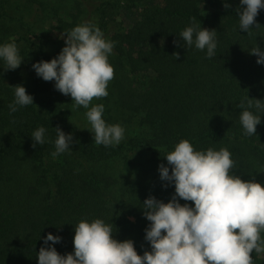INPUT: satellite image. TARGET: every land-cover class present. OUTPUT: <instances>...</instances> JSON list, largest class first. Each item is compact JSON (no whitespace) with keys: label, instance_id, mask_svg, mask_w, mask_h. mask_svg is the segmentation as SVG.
Segmentation results:
<instances>
[{"label":"trees","instance_id":"16d2710c","mask_svg":"<svg viewBox=\"0 0 264 264\" xmlns=\"http://www.w3.org/2000/svg\"><path fill=\"white\" fill-rule=\"evenodd\" d=\"M238 6L239 0H0V44L14 39L24 59L15 70H5L0 60V264H37L49 232L62 237L54 245L61 255L71 253L74 225L96 218L112 226L115 239L133 240L143 255L150 250L144 239L150 222L140 206L149 195L171 199L174 185L164 187L158 166H167L164 156L183 139L197 150L228 148L230 173L264 184V122L257 134L243 135L236 107L248 95L264 100V65L249 52L264 49V9L247 34L239 30ZM118 10L135 20H120ZM193 17L217 31L213 58L179 37ZM47 20L60 34L90 22L114 41L109 94L89 107L104 104L106 122L125 128L118 145L95 144L87 109L56 90L54 81L33 68L22 78L24 65L62 50L49 52ZM17 84L34 103L10 112ZM40 126L46 143L33 147L30 133ZM57 126L72 133L74 143L53 158ZM252 256L253 264H264V253Z\"/></svg>","mask_w":264,"mask_h":264},{"label":"clouds","instance_id":"9594fccd","mask_svg":"<svg viewBox=\"0 0 264 264\" xmlns=\"http://www.w3.org/2000/svg\"><path fill=\"white\" fill-rule=\"evenodd\" d=\"M223 6L229 8L230 4L225 2ZM261 9L264 0H239V30L250 34V29L259 25L256 17ZM216 35L215 29L201 27L194 17L179 33L184 46L206 50L207 58L216 55ZM62 37L65 46L60 53L51 60L33 63L32 68L43 80L54 81L55 89L70 95L76 106L87 109L88 130L95 144L118 145L124 139L125 128L106 122L104 104L89 107L93 98L109 94L107 86L114 77L109 56L114 41L90 22L76 25ZM249 52L257 56L258 64L264 65V49L257 46ZM0 60L5 70H15L24 62L14 39L0 44ZM12 87L10 112L34 103L25 86ZM236 107L242 110L239 121L243 135L257 134V126L264 122V100L248 95ZM55 131L53 158L72 150L74 143L72 133H65L59 126ZM45 133L43 126L30 133L33 147L46 143ZM164 157L167 166H158L160 179L166 182L165 188L174 185V194L168 202L149 195L140 206L150 222L144 230L150 250L138 254L133 240L115 239L112 226L96 218L74 225V251L66 255L54 246L62 237L49 232L37 253V264H253V251L257 255L264 253V184L231 174L234 161L226 147L197 150L183 139ZM181 199L193 204H182Z\"/></svg>","mask_w":264,"mask_h":264},{"label":"rangeland","instance_id":"374dc122","mask_svg":"<svg viewBox=\"0 0 264 264\" xmlns=\"http://www.w3.org/2000/svg\"><path fill=\"white\" fill-rule=\"evenodd\" d=\"M143 11V9L141 8L138 12ZM115 15L119 16L120 20H126L127 22H131L135 20V16L134 14H130L129 12L123 11V10H118L117 12L114 11ZM64 14H62L63 16ZM47 26H43L42 28L44 30L43 34H45L46 36V43H47V48L49 50V52H53L51 50H56V48L60 47L63 48L65 45L62 44L63 41V37L62 34H60L59 32H57L55 30L54 25H52V21L47 20ZM62 41V42H61ZM31 65H24L21 74L23 75L22 78H26V76H28V74L30 75L32 73V67H30ZM87 125V124H86Z\"/></svg>","mask_w":264,"mask_h":264}]
</instances>
